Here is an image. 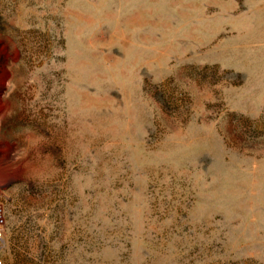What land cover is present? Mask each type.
I'll use <instances>...</instances> for the list:
<instances>
[{
	"label": "rangeland",
	"instance_id": "1",
	"mask_svg": "<svg viewBox=\"0 0 264 264\" xmlns=\"http://www.w3.org/2000/svg\"><path fill=\"white\" fill-rule=\"evenodd\" d=\"M2 264H264V0H0Z\"/></svg>",
	"mask_w": 264,
	"mask_h": 264
},
{
	"label": "built area",
	"instance_id": "2",
	"mask_svg": "<svg viewBox=\"0 0 264 264\" xmlns=\"http://www.w3.org/2000/svg\"><path fill=\"white\" fill-rule=\"evenodd\" d=\"M4 226H5V221H4V216H3V210L0 207V247L2 246L4 242V237H3ZM0 264H2L1 260H0Z\"/></svg>",
	"mask_w": 264,
	"mask_h": 264
}]
</instances>
